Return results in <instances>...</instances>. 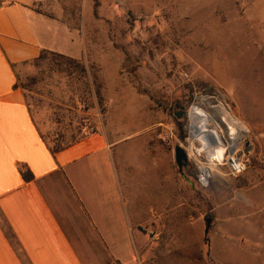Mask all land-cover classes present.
<instances>
[{
	"label": "rangeland",
	"instance_id": "1",
	"mask_svg": "<svg viewBox=\"0 0 264 264\" xmlns=\"http://www.w3.org/2000/svg\"><path fill=\"white\" fill-rule=\"evenodd\" d=\"M25 2L78 35L73 55L84 46L75 64L47 52L15 68L42 137L49 147L87 133L117 142L129 216L153 217L128 235L123 264H264V0ZM219 103L247 129L238 148L248 166L234 178L218 163L203 189L193 161L179 173L174 148L192 105L223 129Z\"/></svg>",
	"mask_w": 264,
	"mask_h": 264
},
{
	"label": "crops",
	"instance_id": "2",
	"mask_svg": "<svg viewBox=\"0 0 264 264\" xmlns=\"http://www.w3.org/2000/svg\"><path fill=\"white\" fill-rule=\"evenodd\" d=\"M73 33L25 0H0V264H123L128 235L153 221L129 216L117 142L87 133L51 153L23 93L13 87L15 68L41 52L80 58L82 43L75 55L69 51L78 37ZM207 165L211 175L221 174ZM21 166L31 182L23 180Z\"/></svg>",
	"mask_w": 264,
	"mask_h": 264
},
{
	"label": "bare ground",
	"instance_id": "3",
	"mask_svg": "<svg viewBox=\"0 0 264 264\" xmlns=\"http://www.w3.org/2000/svg\"><path fill=\"white\" fill-rule=\"evenodd\" d=\"M201 101H205V98H201ZM216 108L220 111L223 118V124L225 125L223 126V129H219L220 127L215 129L208 126V116L204 112H201L197 107H194L190 113L192 124L193 126L195 125L196 130L198 129L193 134V138L197 141L196 148L190 141V147L193 145L191 150L195 152L196 156L205 151L204 153L206 154L207 162L210 165H213V168L211 167V169L214 170L213 172H218V170L215 169V166L218 163L221 164L222 158L225 157L226 150L234 152L238 144L239 136H242L247 132L246 127L237 120L223 104L219 103ZM207 134H212V137L216 139L214 144H206L205 140ZM222 136H225L229 142L227 141L225 143L222 141ZM232 145L235 147L232 148ZM208 168L210 169L209 166Z\"/></svg>",
	"mask_w": 264,
	"mask_h": 264
},
{
	"label": "built area",
	"instance_id": "4",
	"mask_svg": "<svg viewBox=\"0 0 264 264\" xmlns=\"http://www.w3.org/2000/svg\"><path fill=\"white\" fill-rule=\"evenodd\" d=\"M1 1H12V0H1ZM196 106L197 105H192L190 108V111L187 114L188 121H189V123L187 125V134L188 135H187V138L185 140V146L182 145V148L187 155V160L193 161L197 167L196 181L198 183V186L203 188V189H207L210 185L211 178L213 175H211L212 172L208 168L206 154L204 153L205 151H203L201 154H198V156H196V155L190 156L189 155V150H191L190 140L193 139L195 143L197 142L193 138L194 137L193 134L198 129L196 130L195 125L193 126L192 120L190 117V113H191L192 109ZM206 136L207 137H206L205 142L207 145L214 144L216 142V139H214L212 137V134H207ZM222 141H224L226 143V139L224 138V136H222ZM231 147L234 148L235 146L233 147V145H232ZM202 158H205L204 162L200 161ZM221 164H222V167L226 168V174L225 175L228 177H234V178L242 175L247 170V166H248L247 158L245 157V154L242 153L241 149L238 148V144H237V147L235 148L234 152H230V150H226L225 157L222 158ZM218 168H219V166H218Z\"/></svg>",
	"mask_w": 264,
	"mask_h": 264
},
{
	"label": "trees",
	"instance_id": "5",
	"mask_svg": "<svg viewBox=\"0 0 264 264\" xmlns=\"http://www.w3.org/2000/svg\"><path fill=\"white\" fill-rule=\"evenodd\" d=\"M47 52H49V51H47ZM47 52H46V51H45V52H41V54L39 55L38 58L32 60V61L29 62V63H32V62L35 63V62H38V61H40V60H43V59L45 58V54H46ZM50 53H52L53 55H56V56H58V57H60V58H62V59L67 60V61H68L69 63H71V64H75V63H76L75 60L72 59V58H70V57L64 56V55H62V54L54 53V52H50ZM81 69L83 70V68H81ZM13 87H14V89H19L18 86H17V81H16V83L14 84ZM98 94H99V93H98V91H97V95H98ZM81 138H82V137H81ZM81 138H79V139H81ZM43 139H44V138H43ZM79 139H77L76 141H78ZM76 141L70 142V143H68V144H66V145H62V146L57 145V146H55V147H49V150L51 151V153L55 154V153H57V152H59V151L65 149L66 147L70 146L72 143H75ZM20 173H21V176H22V178H23V180H24L25 182L28 183V182H31V181L33 180V175H32V173H31L30 170H29L28 168H26L25 166H21V167H20ZM207 222H209V220H207Z\"/></svg>",
	"mask_w": 264,
	"mask_h": 264
},
{
	"label": "water",
	"instance_id": "6",
	"mask_svg": "<svg viewBox=\"0 0 264 264\" xmlns=\"http://www.w3.org/2000/svg\"><path fill=\"white\" fill-rule=\"evenodd\" d=\"M182 116H183V112H177L175 114V118L177 120L181 119ZM187 161L188 160H187V155L185 151L180 146L175 147L174 148V162L178 168L179 173H182L183 168L186 167ZM208 228H209V222H207L205 233H207Z\"/></svg>",
	"mask_w": 264,
	"mask_h": 264
},
{
	"label": "flooded vegetation",
	"instance_id": "7",
	"mask_svg": "<svg viewBox=\"0 0 264 264\" xmlns=\"http://www.w3.org/2000/svg\"><path fill=\"white\" fill-rule=\"evenodd\" d=\"M188 163V162H187ZM187 166H188V164H187Z\"/></svg>",
	"mask_w": 264,
	"mask_h": 264
}]
</instances>
